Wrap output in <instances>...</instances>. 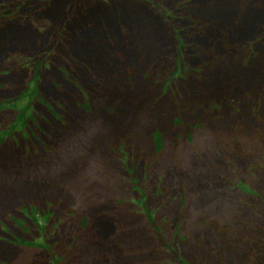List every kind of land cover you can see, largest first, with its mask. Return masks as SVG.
<instances>
[{
  "label": "rangeland",
  "instance_id": "obj_1",
  "mask_svg": "<svg viewBox=\"0 0 264 264\" xmlns=\"http://www.w3.org/2000/svg\"><path fill=\"white\" fill-rule=\"evenodd\" d=\"M0 264H264V0H0Z\"/></svg>",
  "mask_w": 264,
  "mask_h": 264
},
{
  "label": "trees",
  "instance_id": "obj_2",
  "mask_svg": "<svg viewBox=\"0 0 264 264\" xmlns=\"http://www.w3.org/2000/svg\"><path fill=\"white\" fill-rule=\"evenodd\" d=\"M158 138L160 139V137H159V136H158ZM159 139H158V140H159Z\"/></svg>",
  "mask_w": 264,
  "mask_h": 264
}]
</instances>
